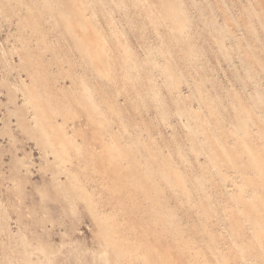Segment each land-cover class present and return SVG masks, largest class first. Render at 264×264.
Listing matches in <instances>:
<instances>
[{"label": "rangeland", "instance_id": "obj_1", "mask_svg": "<svg viewBox=\"0 0 264 264\" xmlns=\"http://www.w3.org/2000/svg\"><path fill=\"white\" fill-rule=\"evenodd\" d=\"M0 264H264V0H0Z\"/></svg>", "mask_w": 264, "mask_h": 264}]
</instances>
